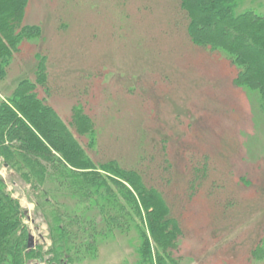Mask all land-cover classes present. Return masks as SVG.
Returning <instances> with one entry per match:
<instances>
[{"label": "rangeland", "instance_id": "1", "mask_svg": "<svg viewBox=\"0 0 264 264\" xmlns=\"http://www.w3.org/2000/svg\"><path fill=\"white\" fill-rule=\"evenodd\" d=\"M238 2L264 14V0ZM22 20L40 36L20 43L0 98L34 79L36 53L44 55L50 92L38 96L67 124L81 104L96 131L86 148L93 161L137 169L162 192L181 229L178 264H264V111L233 83L223 53L190 40L178 0H28ZM4 164L27 249L44 253L26 264H51L47 221ZM136 243L133 231L115 232L74 264H137Z\"/></svg>", "mask_w": 264, "mask_h": 264}, {"label": "trees", "instance_id": "2", "mask_svg": "<svg viewBox=\"0 0 264 264\" xmlns=\"http://www.w3.org/2000/svg\"><path fill=\"white\" fill-rule=\"evenodd\" d=\"M238 1L178 3L190 40L223 53L236 68L233 83L255 92L264 111V14L237 10ZM27 2L0 0V81L20 43L40 36L39 26L22 22ZM36 58L34 79H20L10 95L0 98V157L29 184L36 211L47 221V261L74 264L95 257L100 241L133 231L137 264H178L172 250L181 229L162 192L137 169L116 160L93 161L86 149L95 143L92 119L76 104L67 124L46 97L38 96L39 88L48 94L50 86L46 57L36 53ZM22 214L0 175V264H26L44 254L27 249Z\"/></svg>", "mask_w": 264, "mask_h": 264}, {"label": "water", "instance_id": "3", "mask_svg": "<svg viewBox=\"0 0 264 264\" xmlns=\"http://www.w3.org/2000/svg\"><path fill=\"white\" fill-rule=\"evenodd\" d=\"M31 243H29L28 245H30Z\"/></svg>", "mask_w": 264, "mask_h": 264}]
</instances>
